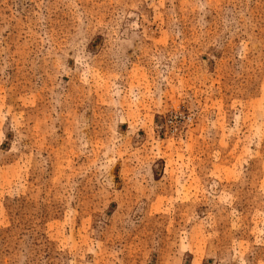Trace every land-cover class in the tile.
Wrapping results in <instances>:
<instances>
[{
	"label": "rangeland",
	"instance_id": "374dc122",
	"mask_svg": "<svg viewBox=\"0 0 264 264\" xmlns=\"http://www.w3.org/2000/svg\"><path fill=\"white\" fill-rule=\"evenodd\" d=\"M0 264H264V0H0Z\"/></svg>",
	"mask_w": 264,
	"mask_h": 264
}]
</instances>
